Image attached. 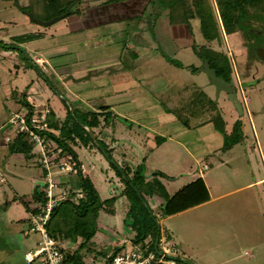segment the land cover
Returning <instances> with one entry per match:
<instances>
[{"label":"rangeland","instance_id":"374dc122","mask_svg":"<svg viewBox=\"0 0 264 264\" xmlns=\"http://www.w3.org/2000/svg\"><path fill=\"white\" fill-rule=\"evenodd\" d=\"M105 1L73 0L69 14L41 25L17 6V2L27 5V0H0V174L4 178L0 182V264H25L24 252L37 248L41 240L36 232L24 235L29 212L43 200L44 172L38 155L34 149L29 158L23 153L12 155L5 140L7 134L12 137L15 132L8 125L10 109L25 111L18 101L25 92L38 102L45 101L61 126L74 127L77 135L73 136L78 139L73 148L91 171L89 177L100 197L115 196L99 212L93 239L98 248L122 245L124 249H153L154 243L150 245L153 235L144 242L132 241L136 231L125 224L131 203L118 194L123 184L100 149L103 145L114 160L131 168L145 157V175L161 170L172 177L164 179L170 193L199 177L207 163L202 176L215 196L211 202L165 218L159 209L163 198L144 195L160 229L167 231L191 262L264 264V58L256 51L264 47V36L250 37L256 39L255 52L242 31L224 34L221 39L238 97L242 98L241 88L249 100L248 112L243 108L240 116L224 92L216 96L205 73L192 70L202 64L193 51L194 42L221 48L220 39L208 42L203 37L197 18L189 19L190 27L168 24L170 37L159 32V42L156 19L163 30L167 10L158 15L148 0ZM210 3L211 13L217 16L215 0ZM185 7H193L190 0ZM33 12L41 20L58 15ZM32 33L39 38L20 42L14 37L22 34L26 38ZM36 57L47 60L49 71L35 63ZM118 81L127 90L115 96L113 83ZM194 83L222 112L223 131L215 130L212 123L188 128L167 110L177 104L178 91ZM16 93L18 100L13 98ZM109 105L115 107L113 112ZM103 111L111 116L105 119ZM95 115L98 122L92 125ZM235 122L241 142L224 152L220 149L223 138L233 132ZM82 123L92 125L90 130L84 126L91 139L87 146L79 141L85 137ZM159 137L165 140L159 143ZM58 175L65 178L67 174ZM35 184L40 199L33 195ZM66 246L71 251L75 247L71 243ZM94 254L86 252L84 263L101 264L100 256Z\"/></svg>","mask_w":264,"mask_h":264},{"label":"trees","instance_id":"16d2710c","mask_svg":"<svg viewBox=\"0 0 264 264\" xmlns=\"http://www.w3.org/2000/svg\"><path fill=\"white\" fill-rule=\"evenodd\" d=\"M72 1L27 0V5H20L17 2V6L23 11L32 12L34 17L33 11H39V13L51 17L66 11ZM125 1L130 0H106L104 3H120ZM190 1L193 7L189 10L185 7L186 0H148V4L152 10H157L158 15L162 11L167 10V18L170 24L184 25L185 23L186 26L190 27L189 19L197 18L199 20V31L208 42L216 38L223 39V33L227 35L236 31H242L244 34H247L248 47L255 52V46H257L256 39L250 37H255L258 34L264 36V0H215L217 16L213 12L211 13L210 0ZM206 4L211 9L203 8V5L206 7ZM14 37L20 42H27L39 38V35L32 33V35L26 38L22 34ZM220 47V49H214L210 45L197 46L195 42L192 45L194 53L201 59V62L207 60L209 66L214 68L216 74L222 76L227 81L230 78L229 58L227 53L222 49V40ZM197 68H193L192 70H196ZM25 95L23 93V99L20 102L26 107L28 103L25 100ZM178 98L177 104L167 110L175 114L183 125L190 128L212 123L215 130L223 131L225 124L220 110L215 101L200 87L195 84L187 85L178 91ZM103 113L105 114V119L111 116L108 111H103ZM48 119L49 127L52 131H47L45 134L77 159V154L73 148L78 139L73 136L77 135L74 127L61 126L60 121L55 118L51 111ZM95 121L98 122L97 116L91 120L92 125ZM92 125L90 123H82L81 125L85 137L81 136L79 141L84 146H87L91 141L86 134L87 131L84 126L90 130V126ZM238 131L237 122H235L233 132L229 135H233L234 137L228 138L229 136L225 134L222 145L223 150L229 149L242 139L239 138L242 135ZM157 139L158 142L164 140L163 137ZM97 144L99 143L97 142ZM32 149L33 142L24 139L22 134H19L8 143L10 154L23 153L26 158H29L32 156ZM100 149L107 156L108 160L111 161L115 174L123 184L118 194L125 196L131 203L125 224L126 226H132L136 231L132 238L134 243L144 242L147 237L153 235L151 245L159 237V222L151 208L147 205L145 196H160L163 198L159 209L160 213L164 216L180 212L209 199L207 188L201 177H197L195 180L176 190L173 194H170L162 179H171V177L160 170L152 171L149 176L145 175V157L142 163L131 168L126 162L119 164L114 160L109 150L103 145H101ZM65 179L67 180L66 184L70 187V194L53 208L47 223L48 233L54 239L63 243L61 251L67 264H85L84 254L86 252H94L95 257L100 256L106 261L109 260L114 253L122 248V245L112 249L107 247L98 248L93 239L98 230L100 210L108 207L107 204L109 201L113 202L115 196L103 200L90 177L88 175L83 176L79 171L76 174L66 176ZM78 192L83 193V195L78 197L76 195ZM33 195L37 199H40L37 186L34 188ZM69 243L75 245L72 251L66 246ZM152 246H154V243ZM178 260L181 264H192L182 258H178Z\"/></svg>","mask_w":264,"mask_h":264},{"label":"built area","instance_id":"2783aa9c","mask_svg":"<svg viewBox=\"0 0 264 264\" xmlns=\"http://www.w3.org/2000/svg\"><path fill=\"white\" fill-rule=\"evenodd\" d=\"M34 61L42 67L43 71H49L46 59L36 57ZM240 93L243 108L248 112L241 88ZM25 100L28 103V106L24 107L25 111L13 110L10 112L8 125L13 127L15 132L12 137L7 134L5 140L11 142L16 136L22 134L24 139L33 142L34 152L38 155L40 166L44 172V187L42 203L29 212V228L24 232L25 236L28 235V232H36L41 240L38 242L37 248L24 252L23 259L26 264H67L61 251L62 243L48 233L47 223L53 208L70 194V187L66 184L67 180L60 178L58 174L64 173L68 176L79 171L85 176V168L78 158L76 159L67 150L58 146L52 138L45 134L47 131H52L49 127L48 118L51 110L48 105L37 104L29 96H25ZM2 181L4 178L0 174V182ZM56 190H58L57 193L54 192ZM76 195L81 197L83 193L78 192ZM98 258L103 261L101 264H181L178 260L181 258L178 248L162 229L154 242L153 249L137 246L130 249L122 247L107 261L102 257ZM91 263L97 264L95 262L88 264Z\"/></svg>","mask_w":264,"mask_h":264},{"label":"crops","instance_id":"0c3cea01","mask_svg":"<svg viewBox=\"0 0 264 264\" xmlns=\"http://www.w3.org/2000/svg\"><path fill=\"white\" fill-rule=\"evenodd\" d=\"M156 22L158 23V25H157V27H156V32L158 33V35H157V37H158V41L160 42L161 41V39H160V35H159V32H161L162 33V37H166L167 38V36L169 35L168 34V32H169V29H168V24L169 25H171V27H184V25H176V24H170L169 22H168V19H167V22H164L165 23V28L162 30V28H161V23H160V21H159V19L157 18L156 19ZM161 28V30L162 31H160L159 29ZM166 29V30H165ZM169 37H170V35H169ZM224 38H225V36H223ZM167 43H165L164 45H166V47L169 49L170 47L168 46L169 44H168V41L167 40H165ZM41 49V48H40ZM43 50V49H42ZM43 59H45V58H43ZM199 71V70H198ZM116 84H117V86H116ZM195 84V83H194ZM113 95H117V94H122L121 93V90H127V88L125 87V85L123 86V87H121V84L119 83V81L118 82H115V83H113ZM196 86H198V87H200L199 85H197V84H195ZM185 86H187V85H185ZM184 86V87H185ZM183 87V88H184ZM214 87V86H213ZM182 88V89H183ZM201 88V87H200ZM202 89V88H201ZM203 91H204V89H202ZM117 92H120V93H117ZM205 92V91H204ZM206 93V92H205ZM243 93V92H242ZM25 96H29L31 99H33V101L35 102V103H37V104H42V103H45V104H47L45 101H40V102H38L37 100H35L34 99V97L31 95V94H29V93H26L25 92ZM207 94V93H206ZM17 95V93L13 96V98L15 99V100H18L19 98H18V96H16ZM208 95V94H207ZM226 95V94H225ZM209 96V95H208ZM243 96H244V98H245V100H246V105H248V102H249V100L246 98V96H245V94L243 93ZM210 97V96H209ZM211 98V97H210ZM19 101V103L21 104V102H20V100H18ZM231 105H232V103H231ZM114 107V106H113ZM113 107L112 106H110L109 105V110H111L112 112H113ZM115 108V107H114ZM14 109H10V112L11 111H13ZM247 110H248V106H247ZM221 112V111H220ZM236 112V111H235ZM234 112V113H235ZM237 113V112H236ZM248 114V113H247ZM221 115H222V112H221ZM249 115V114H248ZM230 116L232 117H234L235 116V114L233 115V114H230ZM222 117H223V119H224V124H225V118H224V116L222 115ZM55 118L56 119H58L59 121H60V119L58 118V117H56L55 116ZM250 123H252V121L250 120ZM113 140H115V138H112ZM119 139V138H118ZM164 140H165V138H164ZM163 140V141H164ZM162 141V142H163ZM113 142V141H112ZM162 142H160L159 141V143H162ZM239 142H241V140L239 141ZM238 142V143H239ZM237 144V143H236ZM236 144H234V145H232L229 149H226V150H223L222 149V146H221V150L222 151H224V152H226V151H229L233 146H235ZM223 145V144H222ZM19 153H13L12 155H18ZM22 155V154H21ZM77 158L80 160V162L84 165V168H85V174L86 175H90V173H91V171L87 168V165L82 161V159L80 158V157H78L77 156ZM226 160H229V159H226ZM224 162V161H223ZM208 166H207V163H204V166H203V168L206 170V169H208L207 168ZM204 169H200V171H199V177H201L202 178V180L204 181V184H205V186H206V188H207V191H208V195H209V199L207 200V201H205V202H202V203H200V204H198V205H195V206H192V207H190V208H187V209H185V210H182V211H180V212H177V213H174V214H171V215H168V216H165V218H168V217H170V216H174V215H177V214H179V213H183V212H186V211H188V210H190V209H194V208H197V207H200V206H202V205H205V204H207V203H209V202H211L213 199H215V196H213L212 195V193H211V191H210V188H209V186L207 185V183H206V180H205V178L202 176V174H203V172H204ZM161 171V170H160ZM163 172V171H162ZM165 173V172H164ZM166 174V173H165ZM166 175H168V174H166ZM169 176V175H168ZM171 177V176H170ZM172 178V177H171ZM197 178V177H196ZM196 178H194V179H192L191 181H193V180H195ZM169 180V179H168ZM262 179H260V180H258V181H261ZM162 181H163V183H164V179H162ZM191 181H189V182H191ZM258 181H256V182H258ZM189 182H187V183H189ZM187 183H185V184H183V185H181L179 188H181L182 186H184V185H186ZM164 185H165V183H164ZM166 186V185H165ZM178 188V189H179ZM167 189V188H166ZM177 189V190H178ZM168 191V190H167ZM176 191V190H175ZM175 191H173V192H168V193H170V194H173ZM159 203H161V201L159 202ZM159 205V204H158ZM161 229L162 230H164L165 232H166V234L168 235V233H167V231L163 228V227H161ZM169 236V235H168ZM171 239V238H170ZM172 240V239H171ZM173 241V240H172ZM175 243V245H176V247L178 248V250H179V253H180V257L182 258V259H185V260H187V261H189L190 263H192V264H197V263H194V262H191V258H187L186 257V255H185V253L183 252V250L181 249V247H180V245L178 246V244L176 243V242H174ZM24 260V259H23ZM26 264V263H25Z\"/></svg>","mask_w":264,"mask_h":264},{"label":"water","instance_id":"95a60500","mask_svg":"<svg viewBox=\"0 0 264 264\" xmlns=\"http://www.w3.org/2000/svg\"><path fill=\"white\" fill-rule=\"evenodd\" d=\"M72 5L73 4H70V6L66 9L64 13L53 16L52 18L48 20L38 19L34 17L30 11H27L26 15L33 22H36L41 25H49L57 20H60L67 14H69L72 11L70 9ZM223 36H224V33H223ZM256 51H257V55L259 56V58H264V47H258ZM201 71L206 74L210 85L214 86L216 96H218L220 92H224L227 96V99L232 103L237 114L241 116L243 114L242 98L238 97L237 88L235 86L234 81L232 79H230L229 81H226L222 76H218L214 68L209 66V63L207 60L203 61L202 66H201ZM36 186L37 184L33 186V191Z\"/></svg>","mask_w":264,"mask_h":264},{"label":"flooded vegetation","instance_id":"af4514ba","mask_svg":"<svg viewBox=\"0 0 264 264\" xmlns=\"http://www.w3.org/2000/svg\"><path fill=\"white\" fill-rule=\"evenodd\" d=\"M261 46H263V45H261ZM263 59V58H262ZM203 63V62H202ZM201 66H202V64L197 68L199 71H201ZM230 79H232L231 77L227 80V81H229ZM233 80V79H232ZM234 81V80H233ZM237 81H238V79H237ZM235 83V82H234ZM238 85H239V81H238ZM236 86V85H235Z\"/></svg>","mask_w":264,"mask_h":264}]
</instances>
